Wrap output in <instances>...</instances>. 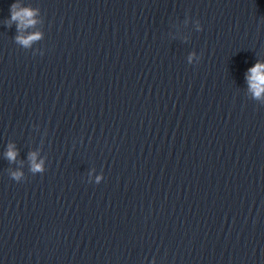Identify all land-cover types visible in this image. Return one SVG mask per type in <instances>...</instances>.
Segmentation results:
<instances>
[{"label": "clouds", "instance_id": "9594fccd", "mask_svg": "<svg viewBox=\"0 0 264 264\" xmlns=\"http://www.w3.org/2000/svg\"><path fill=\"white\" fill-rule=\"evenodd\" d=\"M11 16L10 20L6 21L7 25L10 27L13 23L16 24L17 36L15 40L18 44L25 48L31 46L32 42L40 39V33L35 32L32 34L25 35L27 29L34 27L37 23L35 17L37 15V10L30 7H21L19 4L13 3L11 5ZM247 82L249 85V91L253 94L254 98L261 99L264 97V63L257 62L252 68L248 70ZM6 158L9 162H14L18 155L14 148V145H9L8 150L5 153ZM29 160L31 161V171L37 172L42 171V161L41 163H36V153H29ZM12 178L15 180H20L23 175L21 172H13Z\"/></svg>", "mask_w": 264, "mask_h": 264}]
</instances>
